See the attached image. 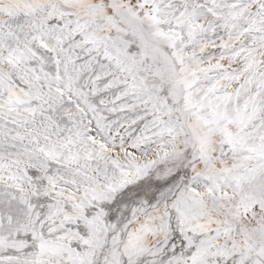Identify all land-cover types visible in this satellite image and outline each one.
Wrapping results in <instances>:
<instances>
[{"label":"rangeland","instance_id":"rangeland-1","mask_svg":"<svg viewBox=\"0 0 264 264\" xmlns=\"http://www.w3.org/2000/svg\"><path fill=\"white\" fill-rule=\"evenodd\" d=\"M0 264H264V0H0Z\"/></svg>","mask_w":264,"mask_h":264}]
</instances>
